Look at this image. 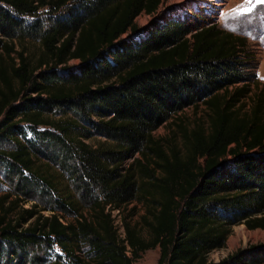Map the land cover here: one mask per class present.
<instances>
[{
  "label": "trees",
  "instance_id": "trees-1",
  "mask_svg": "<svg viewBox=\"0 0 264 264\" xmlns=\"http://www.w3.org/2000/svg\"><path fill=\"white\" fill-rule=\"evenodd\" d=\"M161 2L0 0V139L14 143L0 148V163L15 191L0 194V264L40 259L30 247L53 241L72 264H132L155 246L157 264H211L234 224L264 228L256 50L185 15L123 35ZM162 124L168 133L156 136ZM92 135L103 140L86 142ZM51 162L75 196L58 188ZM20 194L34 202L16 210ZM130 200L144 208L133 222L123 214ZM217 264H264V245Z\"/></svg>",
  "mask_w": 264,
  "mask_h": 264
},
{
  "label": "rangeland",
  "instance_id": "rangeland-1",
  "mask_svg": "<svg viewBox=\"0 0 264 264\" xmlns=\"http://www.w3.org/2000/svg\"><path fill=\"white\" fill-rule=\"evenodd\" d=\"M220 1L222 3L219 4ZM248 9H251V11H248ZM182 16H188L191 21H196V19L200 18V21L204 23L215 22L224 29L246 36L251 46L256 50L257 63L254 68L256 77L264 84V3H259L257 0H162L155 12L149 14L142 12L135 17L134 22L137 26V30H129L123 35H137L139 32H143L151 26L164 24L171 19L181 18ZM26 42L31 49L37 46L35 42L29 40ZM77 62V59L70 60L67 65L68 67H66V69H61V71L74 68ZM186 112L188 114L191 113L189 109H187ZM198 112L201 113L202 110L199 109ZM59 114L60 113H57L56 116H59ZM19 124V127L21 126V131H18L19 133L16 136L19 140L25 141V136L31 137L32 131L27 122L22 121ZM40 128H43V126H40ZM166 133L168 132L163 124L154 130L156 136L166 135ZM100 140H103V138L98 135H92L85 139L86 142L92 144ZM13 145L14 143L12 141L0 139V148H11ZM50 170L54 172L58 188H65L66 192H71L75 196L69 184V177L57 168V164L51 162ZM9 176L10 174L7 172V169L0 163V194L7 192L10 194V197H14V181H12ZM18 196H20V199L18 200L16 210L21 206L29 207L32 202H34V200H26L21 194ZM37 203L42 205L40 201H37ZM39 205L37 207H39ZM143 211V206L140 203H136L135 200H130L123 204V214H125L127 219L131 222L139 219ZM41 212H43V214L50 213L48 209H43ZM111 214L114 223L118 226L116 222L117 214L113 215V212H111ZM33 218L34 217L29 218L23 225L25 226L27 222L33 220ZM143 234H146L145 228L143 229ZM252 244L264 245V228H247L242 222L234 224L225 243L221 247L212 249L208 253V259L211 264H217L230 253L245 249ZM87 248L88 246L85 243H81L80 246L75 248V252L79 256H84L87 252ZM128 253L130 254L129 251ZM29 254H37L41 257L40 259H29L23 264H72L73 261V259L67 255L66 251L54 241L51 244H46L44 242L41 247L37 245L31 246ZM158 256L159 247H151L142 251L139 257L133 259L132 264H157Z\"/></svg>",
  "mask_w": 264,
  "mask_h": 264
},
{
  "label": "built area",
  "instance_id": "built-area-1",
  "mask_svg": "<svg viewBox=\"0 0 264 264\" xmlns=\"http://www.w3.org/2000/svg\"><path fill=\"white\" fill-rule=\"evenodd\" d=\"M111 211L113 212V215H114V214H117V215H116V216H117V218H116V222L118 223V226L116 225V223H114V224H115V226L117 227L118 232L123 236V234H124V229H123L122 221H121V218H120V212H119V209H118V208H113Z\"/></svg>",
  "mask_w": 264,
  "mask_h": 264
},
{
  "label": "snow or ice",
  "instance_id": "snow-or-ice-1",
  "mask_svg": "<svg viewBox=\"0 0 264 264\" xmlns=\"http://www.w3.org/2000/svg\"><path fill=\"white\" fill-rule=\"evenodd\" d=\"M259 3H264V0H257ZM248 11H251V9H248Z\"/></svg>",
  "mask_w": 264,
  "mask_h": 264
},
{
  "label": "bare ground",
  "instance_id": "bare-ground-1",
  "mask_svg": "<svg viewBox=\"0 0 264 264\" xmlns=\"http://www.w3.org/2000/svg\"><path fill=\"white\" fill-rule=\"evenodd\" d=\"M206 1V0H205ZM222 3L221 1L219 2V4Z\"/></svg>",
  "mask_w": 264,
  "mask_h": 264
}]
</instances>
